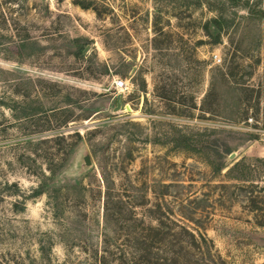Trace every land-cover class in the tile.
Instances as JSON below:
<instances>
[{
	"label": "rangeland",
	"instance_id": "rangeland-1",
	"mask_svg": "<svg viewBox=\"0 0 264 264\" xmlns=\"http://www.w3.org/2000/svg\"><path fill=\"white\" fill-rule=\"evenodd\" d=\"M261 12L264 0H0V264H82L117 237L106 184L147 224L205 235L197 259L264 264V228L228 175L264 160ZM221 15L218 38L206 26Z\"/></svg>",
	"mask_w": 264,
	"mask_h": 264
},
{
	"label": "trees",
	"instance_id": "trees-1",
	"mask_svg": "<svg viewBox=\"0 0 264 264\" xmlns=\"http://www.w3.org/2000/svg\"><path fill=\"white\" fill-rule=\"evenodd\" d=\"M259 15L264 18V12ZM226 24L227 19L221 15L207 24L206 31L210 33L212 28L219 38ZM178 148L195 151L189 138L180 141ZM228 175L236 183L233 187L242 193L255 225L264 228V160L237 162ZM105 190V226L117 237L113 239L107 233L103 234L100 247L86 252L82 264H207L203 258H196L204 255V249L209 255L213 247L205 235L192 232L173 218L158 219L155 225L147 224L135 215L134 210L125 209L120 192L108 184Z\"/></svg>",
	"mask_w": 264,
	"mask_h": 264
},
{
	"label": "water",
	"instance_id": "water-1",
	"mask_svg": "<svg viewBox=\"0 0 264 264\" xmlns=\"http://www.w3.org/2000/svg\"><path fill=\"white\" fill-rule=\"evenodd\" d=\"M122 100H123V96L121 94H119L116 98V101H117V106H116V109L114 110L115 113L121 111V108H122ZM85 164L87 166H90L91 165V160L89 157H86L85 158Z\"/></svg>",
	"mask_w": 264,
	"mask_h": 264
},
{
	"label": "built area",
	"instance_id": "built-area-1",
	"mask_svg": "<svg viewBox=\"0 0 264 264\" xmlns=\"http://www.w3.org/2000/svg\"><path fill=\"white\" fill-rule=\"evenodd\" d=\"M217 62L220 63L221 60H218ZM115 86H116V89L120 91H123L125 89V84L122 81H116Z\"/></svg>",
	"mask_w": 264,
	"mask_h": 264
}]
</instances>
